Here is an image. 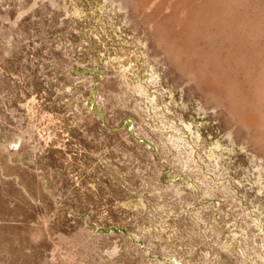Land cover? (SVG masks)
Segmentation results:
<instances>
[{
	"label": "rangeland",
	"instance_id": "rangeland-1",
	"mask_svg": "<svg viewBox=\"0 0 264 264\" xmlns=\"http://www.w3.org/2000/svg\"><path fill=\"white\" fill-rule=\"evenodd\" d=\"M0 264H264V0H0Z\"/></svg>",
	"mask_w": 264,
	"mask_h": 264
},
{
	"label": "bare ground",
	"instance_id": "bare-ground-1",
	"mask_svg": "<svg viewBox=\"0 0 264 264\" xmlns=\"http://www.w3.org/2000/svg\"><path fill=\"white\" fill-rule=\"evenodd\" d=\"M129 1H131V0H129ZM147 2V1H146ZM130 3H132V2H130ZM135 3V2H134ZM139 3H141V2H139ZM229 3V2H228ZM122 4V3H121ZM138 4V3H137ZM189 4V3H188ZM130 5V4H129ZM135 5V4H134ZM143 5V4H142ZM196 5V4H195ZM136 6V5H135ZM134 6V7H135ZM226 6V5H225ZM143 7V6H142ZM147 7V6H146ZM163 8V7H162ZM136 9V11H137V9L138 8H135ZM133 10H134V8H133ZM208 12V11H207ZM136 13V12H135ZM131 15V14H130ZM147 15V14H146ZM154 15V14H153ZM192 16V15H191ZM203 17V16H202ZM149 19V18H148ZM151 19V18H150ZM191 19V18H190ZM147 21V20H146ZM172 22V21H171ZM197 25V24H196ZM201 25V24H200ZM178 26V25H177ZM158 28V27H157ZM186 64V63H185Z\"/></svg>",
	"mask_w": 264,
	"mask_h": 264
}]
</instances>
